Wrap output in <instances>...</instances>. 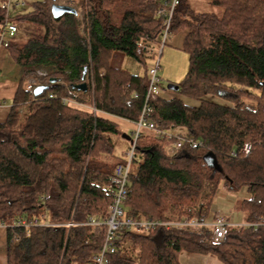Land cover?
I'll return each mask as SVG.
<instances>
[{"label": "trees", "instance_id": "trees-1", "mask_svg": "<svg viewBox=\"0 0 264 264\" xmlns=\"http://www.w3.org/2000/svg\"><path fill=\"white\" fill-rule=\"evenodd\" d=\"M34 3L29 13L10 18L0 2V36L8 24L41 29L23 45L13 41L8 52L21 69L13 106L0 123V224L34 218L51 227L20 230V241L8 233V264H93L103 237L86 223L106 216L107 192L115 168L117 124L93 112L63 104L69 100L135 123L148 83L147 48L158 43L163 0H67L80 11L55 19L52 5ZM223 11L196 12L181 2L171 33L188 30L183 51L189 69L179 85L180 98L155 97L152 119L160 130L181 127L189 142L170 155L167 141L147 132L138 140L140 158L129 177L126 210L130 217L155 221L171 217L207 219L219 191L250 198L239 209L245 223L264 218V0H211ZM120 55L142 64L144 76L116 66ZM45 86L39 97L27 90ZM55 80L54 83H51ZM87 83V91L77 85ZM51 96H53L51 98ZM215 96L227 105L208 100ZM252 146L246 157L243 147ZM235 152L236 156L232 153ZM212 153L216 164L206 156ZM211 229L155 232L122 229L119 251L107 264H180L182 253L209 256L221 264H264V226L229 227L225 239L212 244Z\"/></svg>", "mask_w": 264, "mask_h": 264}, {"label": "built area", "instance_id": "built-area-1", "mask_svg": "<svg viewBox=\"0 0 264 264\" xmlns=\"http://www.w3.org/2000/svg\"><path fill=\"white\" fill-rule=\"evenodd\" d=\"M182 0H163L162 6L157 12V17L163 20V31L160 35L157 44L147 48V53L149 57H152L153 64L148 66V83L145 93L144 103L140 112V116L137 122L134 123V131L131 136V142L124 153V161L118 164L115 168L114 175L111 179L110 185L107 187L108 194L112 197V203L109 206L106 216H93L88 219L86 223L74 224L70 223L67 226H92L99 229L100 234L103 237V245L101 251L94 257L93 264H107L108 257L116 254L119 251V236L118 232L122 229L138 230L146 234L155 232L157 228H165L167 230L176 229H192L199 231L201 229H211L213 235L211 239H206L207 242L212 244L221 243L226 236L227 229L232 227L229 222L225 219L224 215L221 213H216L214 220L212 222L207 219H189L186 217L176 218L171 217L167 221H155L151 220L146 216H138L136 218L130 217L126 210V200L129 193V177L131 175L133 166L135 162L140 158L138 153V140L142 138L145 133H153L157 138L165 139L167 141L174 140V143L168 148L170 155H175L178 150H180L185 142H189L194 148L202 145L201 142H196L192 139L187 140L185 137L174 133L172 130H160L157 128L155 122L152 119L153 107L151 101L155 97L162 96V79L160 77L161 68V56L163 55L164 48L167 46L168 42L171 40L173 34L171 33L172 22L176 10L181 5ZM66 5V4H62ZM13 6L10 0L2 2V9L9 11ZM16 6H21L17 4ZM15 7V6H14ZM18 32V28L15 24H8L5 32L0 36V47L8 48L10 41L6 39V36L13 38ZM35 82L33 80L29 81L27 90L30 92L34 91L33 85ZM53 96H51L52 98ZM64 105L85 109V106L78 104L73 101L63 100ZM93 113H96L95 108H91ZM252 146L250 143H246L243 147L242 153L248 157L251 153ZM236 156L235 152L232 153ZM53 224L44 219L34 218L32 221L21 219L13 224L1 223L0 227L6 231L11 229L16 232L13 233V242L17 243L20 241V235L17 230L24 232L25 235L29 236L30 229L32 227H51ZM264 226V218H260L256 223L244 224L242 227H251L258 230ZM241 227V226H239Z\"/></svg>", "mask_w": 264, "mask_h": 264}, {"label": "crops", "instance_id": "crops-1", "mask_svg": "<svg viewBox=\"0 0 264 264\" xmlns=\"http://www.w3.org/2000/svg\"><path fill=\"white\" fill-rule=\"evenodd\" d=\"M4 1L6 0H0V2H4ZM182 1H184V4L189 5L196 12H201L197 10V8L194 6V2L196 0H182ZM66 2L67 0H63L62 2H59V4H66ZM17 34L13 37V39L11 38L12 41H10V43L13 41L17 42V40H15ZM188 34H189L188 30H183L172 36L170 41L171 49H169V53H168L169 60H172L175 57V55L179 54V52H184L183 51L184 42ZM126 58H130V57H126L123 55H120L118 57V61H120V65L118 67L124 69L125 71L133 75H137V76L145 75L146 70L142 64L130 58V60H133L132 61L133 63L138 64L136 66L132 64L131 61H126ZM125 61L127 62L128 66H125L126 63ZM131 69H133V71ZM170 75L171 74H169V77ZM20 79H21L20 67L17 66L13 61V59L10 57L8 48L0 47V123L5 122V120L7 119L10 113ZM161 97L166 100L180 98L187 105L198 106L197 102L178 96L176 92H172L169 90L166 92L162 91ZM85 111L92 112L90 107H85ZM95 115L117 124L121 129V131L123 132L121 136L122 138L123 135H129L130 137L132 136V133L135 128L134 123L101 111H97ZM172 131L176 134L187 135V131L181 127L174 128ZM127 149L128 147H126L125 152ZM125 152H123L122 157L124 156ZM249 198L250 195L247 192L246 188L242 189L238 193H232L227 191L225 188H222L219 191L218 196L214 202V206L211 215L209 217V221L212 222L214 220L216 213H221L224 215L225 219L229 222V224L232 227H239L246 224L245 215L240 211L239 206L242 201L247 200ZM7 247H8V233L5 229L0 227V264H8ZM206 257L210 260H214L209 256Z\"/></svg>", "mask_w": 264, "mask_h": 264}, {"label": "rangeland", "instance_id": "rangeland-1", "mask_svg": "<svg viewBox=\"0 0 264 264\" xmlns=\"http://www.w3.org/2000/svg\"><path fill=\"white\" fill-rule=\"evenodd\" d=\"M41 1L42 0H10V2L13 3V6L9 9L8 14L10 18H16L19 15L29 13L33 10L34 3ZM62 1L63 0H59L56 3L59 4V2ZM210 1L211 0H196L194 2V6L197 8V10L203 13H215L218 16H222L223 11L219 8L212 6ZM17 4L21 6H16ZM78 13H79V19H81L79 10ZM16 26L18 28V34L15 40H17V42L20 45H23L31 37L41 33V29L36 28L29 23L17 24ZM6 39L8 41H12L13 38L11 39L8 36H6ZM170 41L168 42L167 46L164 48L163 55L161 56L160 59L161 61L160 77L162 79L161 88L162 91L165 92L168 91L167 87L170 84L179 86L184 81L189 69V56L185 52H179V54L175 55V57L172 60H169L168 53H169V49H171ZM126 61H131L132 64L136 66L138 65L136 63H133L132 62L133 60H130V58H126ZM152 64H153V60H149L147 66H150ZM119 65H120V61L116 63V66ZM125 66H128L127 62L125 63ZM131 70L133 71V69ZM169 74H171L170 77ZM208 100L218 104L227 105V103H225L223 100L215 96L208 97ZM114 142H115V156L122 157L123 152H125L126 147H129L130 142L127 141L126 139H123L122 137H114ZM179 260H180V264H221L216 259L210 260L203 255L188 254V253H183L180 256Z\"/></svg>", "mask_w": 264, "mask_h": 264}, {"label": "water", "instance_id": "water-1", "mask_svg": "<svg viewBox=\"0 0 264 264\" xmlns=\"http://www.w3.org/2000/svg\"><path fill=\"white\" fill-rule=\"evenodd\" d=\"M54 1H56V0H54ZM51 10H52V14H53L55 19H58L65 14H71V15H75V16L78 15V11L75 8L68 6V5L57 4L56 2L52 5ZM54 82H55V80L51 81V83H54ZM75 88L79 91H87V83L77 85V86H75ZM167 89L169 91H172V92H178L180 87L178 85L170 84V85H168ZM45 90H46L45 86L36 87L34 90V97H39L40 95H42V93ZM123 138H126L128 141L131 142V137L129 135H123ZM205 159L211 165L216 164L215 156L212 153H209Z\"/></svg>", "mask_w": 264, "mask_h": 264}]
</instances>
